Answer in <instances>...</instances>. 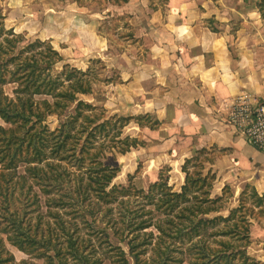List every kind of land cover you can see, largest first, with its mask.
<instances>
[{"label":"trees","instance_id":"16d2710c","mask_svg":"<svg viewBox=\"0 0 264 264\" xmlns=\"http://www.w3.org/2000/svg\"><path fill=\"white\" fill-rule=\"evenodd\" d=\"M254 1L264 20V0ZM25 40L0 7V117L9 123L0 124V264H264L249 250L255 219H264L253 182L237 205L230 185L215 193V160L203 147L181 165L179 189L162 172L147 187L131 173L126 184L114 183L122 167L111 155L139 145L128 128L162 122L151 113L110 114L83 97L100 79L95 68L59 69L62 55L50 41ZM41 192L61 235L51 234L49 220L42 226V211L35 224L23 214L22 203L42 208ZM4 235L36 260L17 263Z\"/></svg>","mask_w":264,"mask_h":264},{"label":"crops","instance_id":"0c3cea01","mask_svg":"<svg viewBox=\"0 0 264 264\" xmlns=\"http://www.w3.org/2000/svg\"><path fill=\"white\" fill-rule=\"evenodd\" d=\"M167 3L164 20L171 40L165 45H145L149 54L137 58L135 68L124 72L127 98L136 97L137 103L141 92L147 98L146 104H135L131 114L152 110L162 122L143 139L155 146L174 142L179 155L171 153L168 158L180 165L188 150L213 145L226 149L212 164L221 187L229 177L237 181L256 177L257 189L264 195V152L229 117L230 102L239 94L264 97V20L258 5L253 0ZM210 17L223 20L220 30L208 26ZM147 62L150 67L142 68Z\"/></svg>","mask_w":264,"mask_h":264},{"label":"rangeland","instance_id":"374dc122","mask_svg":"<svg viewBox=\"0 0 264 264\" xmlns=\"http://www.w3.org/2000/svg\"><path fill=\"white\" fill-rule=\"evenodd\" d=\"M253 3L256 4L254 0ZM0 7L6 16L8 27L14 28L18 33L25 34L26 40L21 45H26L38 38L48 40L62 55V59L57 61V65L55 64L57 68L60 69L65 64L83 69L92 66L100 73V79L94 85L93 94L84 95V98L106 108L110 114H138H131L134 105L146 104L147 98L142 97L145 95L144 92L138 95L139 102L137 103H134L136 97L127 98L124 72L135 68L137 58L146 57L149 54L150 49L145 45L168 43L172 34L168 31L169 27L164 20L169 9L167 0H120L119 2L116 0H0ZM222 21L216 17H210L208 26L218 31L221 29ZM148 64V62L146 65L143 64L142 68H149ZM134 85L135 83H133ZM5 89L8 93H12L13 84H7ZM139 113H151L158 118V114L153 113L152 110ZM51 121L54 126L58 123V118L51 117ZM0 124L9 125L1 117ZM158 128L138 127V130L128 128L127 131L137 137L139 145L138 148H134L124 155L117 154L116 158L111 155V161L122 167V171L114 179V183L126 184L128 174L131 173L136 175L134 181L138 186L147 187L152 181L157 180L162 172L163 177L168 178L175 189L181 187L184 182V173L181 170L184 160L180 165L179 161L176 162L168 158V150L170 149L176 155L178 147L174 142L168 145L164 141L161 145H150L143 139L144 135L150 134L153 132L152 130ZM195 150L186 151L187 157L191 156ZM209 150L208 155L215 160L225 154L226 149L213 145V148ZM158 152H162L167 158L157 154ZM180 158L183 159V154H180ZM213 169L217 173L214 166ZM19 171H25L24 164H20ZM236 178L229 177L223 181L224 185L228 184L234 188L236 192L235 205L238 204L239 196L247 181L253 182L256 187L260 181L256 177L249 178L250 180L242 178L238 181ZM220 180L218 177L215 193L221 192L223 187H221ZM40 194L42 208L35 211L30 210L29 205L21 204L27 211V213L23 212L25 218L31 219L32 224H35L38 220L37 215L42 211L41 214L45 222L42 226L47 229L46 221L49 220L53 229L51 234L53 236L61 235L62 230L59 228V223L56 224L55 218L47 214L48 206L45 203V195L42 192ZM56 209L53 206V211ZM20 210L22 211V209ZM68 211H71L69 205L61 213L64 216ZM66 216L70 217V215ZM255 224L259 225L254 226ZM254 225L251 228L253 243L249 250L252 255L263 259L264 236L261 234V228H264L263 217L260 221L255 219ZM109 230L115 234L113 229ZM48 234V230H46V235ZM4 240L6 247L14 254L17 263L24 260H36L31 254L12 244L6 236ZM40 263L42 262L40 261Z\"/></svg>","mask_w":264,"mask_h":264},{"label":"built area","instance_id":"2783aa9c","mask_svg":"<svg viewBox=\"0 0 264 264\" xmlns=\"http://www.w3.org/2000/svg\"><path fill=\"white\" fill-rule=\"evenodd\" d=\"M229 117L244 130L248 141L264 152V97L239 94L230 102Z\"/></svg>","mask_w":264,"mask_h":264}]
</instances>
